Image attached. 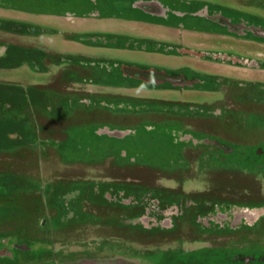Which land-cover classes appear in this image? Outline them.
I'll list each match as a JSON object with an SVG mask.
<instances>
[{
    "label": "rangeland",
    "instance_id": "1",
    "mask_svg": "<svg viewBox=\"0 0 264 264\" xmlns=\"http://www.w3.org/2000/svg\"><path fill=\"white\" fill-rule=\"evenodd\" d=\"M206 1L264 21V0ZM253 23L209 45L257 67L264 32ZM204 69L221 76L204 92L217 91L185 86L178 102L162 91L188 82L146 72L102 80L90 65L0 63V264L264 253V68Z\"/></svg>",
    "mask_w": 264,
    "mask_h": 264
},
{
    "label": "crops",
    "instance_id": "2",
    "mask_svg": "<svg viewBox=\"0 0 264 264\" xmlns=\"http://www.w3.org/2000/svg\"><path fill=\"white\" fill-rule=\"evenodd\" d=\"M235 16L206 0H0V34L10 37L0 40V63L12 59L33 65L50 59L58 65H90L102 80L146 72L164 81L188 82L174 83L176 92L162 91L181 102L185 86L194 97L217 91L204 92L209 80L221 78L205 71L209 63L241 71L264 68L262 54L259 62L251 59L257 67L250 68L245 66L248 56L209 45L240 34L243 21L254 22L248 24L253 33L264 32V21L256 16Z\"/></svg>",
    "mask_w": 264,
    "mask_h": 264
},
{
    "label": "flooded vegetation",
    "instance_id": "3",
    "mask_svg": "<svg viewBox=\"0 0 264 264\" xmlns=\"http://www.w3.org/2000/svg\"><path fill=\"white\" fill-rule=\"evenodd\" d=\"M223 261L227 262V259L220 258V263L223 264ZM264 264V253L259 252L256 254H253L251 257L248 256H242V255H235L233 260L231 261V264Z\"/></svg>",
    "mask_w": 264,
    "mask_h": 264
}]
</instances>
